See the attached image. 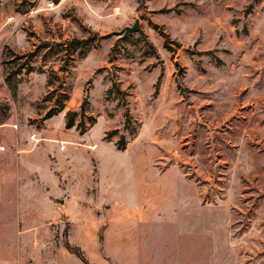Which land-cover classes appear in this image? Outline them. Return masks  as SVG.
Segmentation results:
<instances>
[{
	"label": "rangeland",
	"instance_id": "374dc122",
	"mask_svg": "<svg viewBox=\"0 0 264 264\" xmlns=\"http://www.w3.org/2000/svg\"><path fill=\"white\" fill-rule=\"evenodd\" d=\"M2 182L8 260L264 264V0H0Z\"/></svg>",
	"mask_w": 264,
	"mask_h": 264
},
{
	"label": "trees",
	"instance_id": "16d2710c",
	"mask_svg": "<svg viewBox=\"0 0 264 264\" xmlns=\"http://www.w3.org/2000/svg\"><path fill=\"white\" fill-rule=\"evenodd\" d=\"M84 43H86L85 40L77 39V38H73L68 41L59 42L55 45V46H58V50L56 52H64L65 54L69 56L77 55L81 57L90 49L89 45H82ZM61 70L65 72L67 71V68L61 67ZM53 83L54 82L50 80L48 84L49 86H51ZM62 92H63L62 95H60V97L56 99V107H54L53 109H50L47 115L48 117H51L57 112L65 109V103L66 101L70 99V95L66 91H62ZM87 104H88V100L84 99L81 105V111H77V110L71 111L70 110L66 113L67 127H72L75 125L79 131L84 132L89 123L91 124L97 121L96 117L94 116L87 117L86 115L87 114ZM85 117L88 118V121H85ZM117 145L120 149H123L126 147L125 135H121ZM69 248L71 249V251L75 252L78 256H80L84 261H87L86 256L84 255V252L82 251L81 248H75L71 244L69 245Z\"/></svg>",
	"mask_w": 264,
	"mask_h": 264
},
{
	"label": "crops",
	"instance_id": "0c3cea01",
	"mask_svg": "<svg viewBox=\"0 0 264 264\" xmlns=\"http://www.w3.org/2000/svg\"><path fill=\"white\" fill-rule=\"evenodd\" d=\"M90 130H91V128L88 131H86V134H84V135H87L88 133H90L91 132ZM94 142H96V141H94ZM0 193H1L0 196L3 198V200H5L4 197L6 196V193H5V187H4L3 182L0 183ZM12 199H13V197H11V200ZM150 200L151 199H149V197L145 198L144 199L145 205ZM151 207H152V205H151ZM146 211L149 214V210H146ZM31 212L33 214H35V216L39 219L40 210H32ZM26 214H27V212L25 210H23V215H22V210H19V216L17 217L18 220H17L16 224L5 222V221H0V264H25V260H8L7 258L9 257L10 252L7 250V248H9V247L15 248L14 246L16 243H17V246H18V244H20L21 237L15 241L16 243H14L13 241L12 242L10 241L12 238H15L16 233L29 232V231H32L35 227H36V230H38V228H39L38 221L36 223L32 222V225H29V226L22 225L23 223L25 224L26 221H28L29 222L28 224H30V220L28 218V215H26ZM63 215H65V214L62 213V216ZM134 215L137 216L136 210L134 211ZM179 218H180V216L178 215L177 220L176 219L173 220V223H174L173 225L175 227L174 231H177V232L178 231L180 232V230H182L180 222H179ZM149 219L150 218H146V222H148ZM33 221H35V220H33ZM11 227H12V230H11ZM12 251H14V250H12ZM12 254H13V252H11V254H10L11 257H13ZM4 258H5V260H2ZM36 261L37 260H34L33 263L36 264ZM74 261L76 262V260H74ZM73 263L74 262H69V263L60 262V264H73ZM76 263L84 264L86 262L84 260H77ZM136 264H141L140 260H136Z\"/></svg>",
	"mask_w": 264,
	"mask_h": 264
},
{
	"label": "water",
	"instance_id": "95a60500",
	"mask_svg": "<svg viewBox=\"0 0 264 264\" xmlns=\"http://www.w3.org/2000/svg\"><path fill=\"white\" fill-rule=\"evenodd\" d=\"M134 32H142V33L144 32L141 26L140 18H136L132 25H127L124 28H122L120 31H114L113 34L121 35L122 37H125L129 33H134Z\"/></svg>",
	"mask_w": 264,
	"mask_h": 264
}]
</instances>
